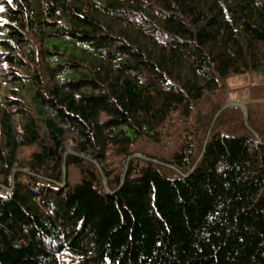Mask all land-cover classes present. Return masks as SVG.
Listing matches in <instances>:
<instances>
[{"label": "trees", "instance_id": "obj_1", "mask_svg": "<svg viewBox=\"0 0 264 264\" xmlns=\"http://www.w3.org/2000/svg\"><path fill=\"white\" fill-rule=\"evenodd\" d=\"M0 264H264V0H0Z\"/></svg>", "mask_w": 264, "mask_h": 264}, {"label": "rangeland", "instance_id": "obj_2", "mask_svg": "<svg viewBox=\"0 0 264 264\" xmlns=\"http://www.w3.org/2000/svg\"><path fill=\"white\" fill-rule=\"evenodd\" d=\"M248 83H249V80H247L245 78H235L229 82V85H230V88L232 90H235V89H239V88L244 87ZM242 102H243V100L238 96V94H235V93L231 94V97H230V104L231 105L240 107L242 109L243 108ZM179 145H180L179 140L177 142V137L174 136L172 138V140L170 139L167 147L164 149H160V148L155 147L152 144H148V143L142 144V147H144L149 154H153L155 156H158V157H161L164 159H171L173 157V155L178 151ZM69 174H70V182L73 185L81 182L80 174L78 173V171L75 168L71 167L69 169Z\"/></svg>", "mask_w": 264, "mask_h": 264}]
</instances>
